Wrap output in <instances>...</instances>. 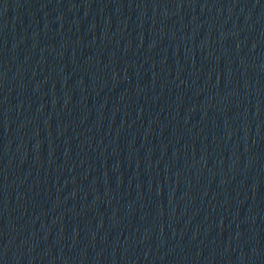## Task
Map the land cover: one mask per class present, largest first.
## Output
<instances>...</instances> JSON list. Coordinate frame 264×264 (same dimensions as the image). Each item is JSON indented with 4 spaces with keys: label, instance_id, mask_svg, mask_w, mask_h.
<instances>
[{
    "label": "water",
    "instance_id": "obj_1",
    "mask_svg": "<svg viewBox=\"0 0 264 264\" xmlns=\"http://www.w3.org/2000/svg\"><path fill=\"white\" fill-rule=\"evenodd\" d=\"M0 264H264V0H0Z\"/></svg>",
    "mask_w": 264,
    "mask_h": 264
}]
</instances>
